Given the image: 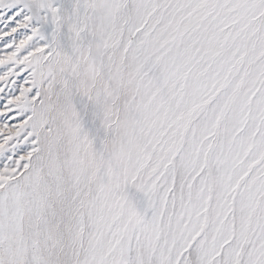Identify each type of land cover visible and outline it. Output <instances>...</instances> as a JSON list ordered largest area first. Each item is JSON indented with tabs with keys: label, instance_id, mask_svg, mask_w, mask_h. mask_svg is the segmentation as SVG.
<instances>
[{
	"label": "snow or ice",
	"instance_id": "6c2138e0",
	"mask_svg": "<svg viewBox=\"0 0 264 264\" xmlns=\"http://www.w3.org/2000/svg\"><path fill=\"white\" fill-rule=\"evenodd\" d=\"M0 264H264V0H0Z\"/></svg>",
	"mask_w": 264,
	"mask_h": 264
}]
</instances>
